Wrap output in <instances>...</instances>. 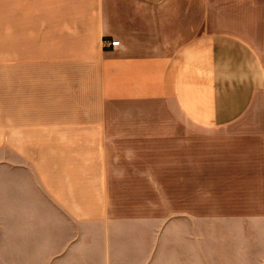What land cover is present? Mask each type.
<instances>
[{
    "label": "crops",
    "instance_id": "0c3cea01",
    "mask_svg": "<svg viewBox=\"0 0 264 264\" xmlns=\"http://www.w3.org/2000/svg\"><path fill=\"white\" fill-rule=\"evenodd\" d=\"M0 264H264V0H0Z\"/></svg>",
    "mask_w": 264,
    "mask_h": 264
},
{
    "label": "rangeland",
    "instance_id": "374dc122",
    "mask_svg": "<svg viewBox=\"0 0 264 264\" xmlns=\"http://www.w3.org/2000/svg\"><path fill=\"white\" fill-rule=\"evenodd\" d=\"M192 188L190 190L191 192V198L193 199V202H192V207L193 209H198L199 206H201V196H200V193H201V187L199 186V183H201V181L195 179V176L192 175ZM168 194H172L171 191L169 190H160L159 192V198H160V205H156L154 207H149V208H139L138 210H130V211H143L145 212L147 215L148 214H157V211L160 213L161 216L163 217H169L171 214H172V210H179V207L177 206V209L175 206L172 207V205H170L169 203V197H168ZM151 198V193L148 194ZM176 195H182L183 196V191H176ZM154 197H155V192H154ZM189 199V197H188ZM184 200L183 198H177V201L178 203L179 202H182L184 203ZM156 202V201H155Z\"/></svg>",
    "mask_w": 264,
    "mask_h": 264
},
{
    "label": "built area",
    "instance_id": "2783aa9c",
    "mask_svg": "<svg viewBox=\"0 0 264 264\" xmlns=\"http://www.w3.org/2000/svg\"><path fill=\"white\" fill-rule=\"evenodd\" d=\"M120 45L119 41H111L110 43H108L107 41H105V46L107 47H112V48H116Z\"/></svg>",
    "mask_w": 264,
    "mask_h": 264
}]
</instances>
